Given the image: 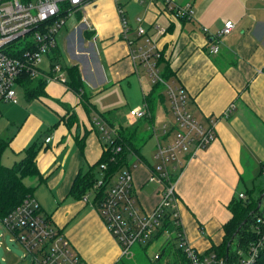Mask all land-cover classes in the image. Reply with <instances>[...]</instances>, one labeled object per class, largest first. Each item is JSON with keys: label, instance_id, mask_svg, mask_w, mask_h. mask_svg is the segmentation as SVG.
Wrapping results in <instances>:
<instances>
[{"label": "crops", "instance_id": "1", "mask_svg": "<svg viewBox=\"0 0 264 264\" xmlns=\"http://www.w3.org/2000/svg\"><path fill=\"white\" fill-rule=\"evenodd\" d=\"M174 1L190 5L192 14H177L164 0H88L60 30L57 45L48 56L55 61L62 59L66 68H79L96 111L91 116L81 96L67 83L47 81L45 90L50 98L46 101L56 119L48 123L45 134L41 132L31 140L42 123L29 117L11 141L16 152H25L34 143L40 145L36 159L41 176H36L39 184L33 197L87 264H123L118 241L90 199L95 191L86 194L87 201L70 194L74 178L97 164L104 151L101 126L116 128L119 134L130 129L136 138H145L150 131L156 137L155 143L165 140L156 131L159 104L150 113L144 100L145 93L164 85L155 82L139 60V47L145 37H139L134 29L139 23L137 17L142 18L141 24L157 44L158 70L168 81L185 87L189 108L199 121L207 123L210 117L216 120L215 140L185 163L175 181L181 226L198 252L216 255L215 247L223 251L224 224L234 215L231 204L235 196L246 191L240 189L245 175L258 169L264 172V0ZM123 18L133 26L126 35L122 31ZM229 19L235 27L214 39ZM213 41L220 46L217 53L209 51ZM125 81L128 90L138 88L143 92L142 103L147 107V116L142 118L126 111L130 128L117 121L114 109L122 101L112 106L102 96L114 87L125 91ZM232 103L234 108L227 113ZM164 108L166 113L171 112L169 107ZM83 136L85 144L80 152L77 137ZM142 156L143 160L136 156L130 168L133 195L142 211L151 213L162 200L163 182L154 177L160 160L155 153L151 158ZM167 239L163 235L154 240L153 252L147 251L148 256L152 258L159 252ZM146 257L135 248L134 256L125 258L124 264L147 262Z\"/></svg>", "mask_w": 264, "mask_h": 264}, {"label": "built area", "instance_id": "2", "mask_svg": "<svg viewBox=\"0 0 264 264\" xmlns=\"http://www.w3.org/2000/svg\"><path fill=\"white\" fill-rule=\"evenodd\" d=\"M87 2L88 0H0V103L18 101L14 85H24L26 76L42 74L46 81L67 82L59 62L51 59V70L45 73L40 67V61L44 54L50 55L55 49L60 30ZM164 2L177 14L190 15L193 12L190 5L181 6L174 0ZM82 19L86 22L85 17ZM137 21L139 23L134 29L139 37H145L139 47V60L154 81L164 85L174 123L170 128L169 122L163 123L165 140L158 141L155 152L160 163L154 177L163 182L162 200L158 206L151 213L142 211L133 195V175L128 168L119 173L99 206L108 230L119 242L122 255L126 257L134 255V245L151 238L162 227L165 236L171 237L175 230L171 232L170 228L165 226V222L168 221L169 215L171 218L179 215L178 197L175 192L177 175L190 158L209 146L217 137L215 118L210 117L207 123L199 121L189 108L188 92L185 87L174 80L168 81L158 70L156 58L160 52L157 44L141 24L142 18L137 17ZM132 27L123 18V34L126 35ZM234 27L233 20H226L214 39L230 32ZM219 50L218 42L210 43L211 53H217ZM233 108L234 103L227 107L226 112H231ZM129 114L135 118H142L147 116V111L145 108L135 107L129 110ZM101 130L106 140L111 143L119 135L116 128L102 125ZM119 150L120 145L116 151ZM105 168L106 165L102 164L101 169ZM103 182L104 178H99L95 187H99ZM239 195L245 197L244 192H240ZM83 200L87 201L88 195H84ZM0 222L19 239L27 253H33L34 261L39 264H87L79 253L71 248L65 234L41 212L40 203L34 197L24 200ZM181 234L183 239L180 240L179 246L184 249L188 264H226L215 254L198 252L187 241L183 229ZM35 250L39 253H35ZM256 252L255 246L252 254L243 261L248 264L252 262Z\"/></svg>", "mask_w": 264, "mask_h": 264}, {"label": "trees", "instance_id": "3", "mask_svg": "<svg viewBox=\"0 0 264 264\" xmlns=\"http://www.w3.org/2000/svg\"><path fill=\"white\" fill-rule=\"evenodd\" d=\"M50 57L54 59L53 56ZM66 69H68L69 74L66 82L67 85L81 96L89 114H92L96 111V108L85 88L79 68L74 65ZM23 83L25 96L28 99L48 95L45 90L47 81L42 74L26 76ZM163 88H153L144 94V100L148 103L147 109L150 113H154L157 104L166 99ZM144 141L145 138H136L133 133H130V129H123L122 133L114 138L112 143L106 140L104 151L97 164L91 165L86 172L79 173L74 178L70 194L76 199H83L84 195L95 191V196L93 198L90 197V199L94 200L95 206L100 211L99 206L106 198L109 188L114 184L115 179H117L115 177L117 172L124 167L130 169L136 156H138V159L143 160L140 147ZM77 143L81 152H83L85 137H77ZM8 144L9 141L0 133V220L17 208L24 200L34 196V189L36 187L27 185L24 182V178L26 176H41L36 159L40 145L34 143L28 146L25 149V155L14 165L8 166L1 161V156ZM119 145L121 146V150L116 151ZM133 152L135 155H132ZM102 164L106 165L104 170L101 169ZM101 177L104 178L103 184L95 187L96 182ZM262 190V188L257 190V196L253 195L254 192L249 190L244 192L245 197H241L239 193L235 196V203L231 204L234 215L224 224V249L223 251H217V248H214L216 257L223 259L226 264H248L243 260L252 254L253 247L255 246L257 247V252L255 258L249 264H264V210L259 206V202L262 199L260 197V194L263 192ZM168 217L165 226L170 228L171 232L172 230L175 231L165 241L160 251L156 253L157 255L155 254L150 258L147 250L154 240L160 236H165L163 227L157 230L151 238L137 243L136 248H139L152 264H161V262H165L166 264H188V258L184 249L179 246L180 240L183 239L180 217L179 215L172 218L169 215ZM48 218L51 220L49 216ZM237 238L238 243H240L235 245L233 241ZM210 253L207 251L204 254ZM121 258L123 259L121 262L123 264L126 263V255H121Z\"/></svg>", "mask_w": 264, "mask_h": 264}, {"label": "rangeland", "instance_id": "4", "mask_svg": "<svg viewBox=\"0 0 264 264\" xmlns=\"http://www.w3.org/2000/svg\"><path fill=\"white\" fill-rule=\"evenodd\" d=\"M53 52V51H52ZM52 52L50 54L52 55ZM58 61L62 66L64 71L63 76L66 80H68V74L66 70V65L61 61ZM41 69L47 73L51 70V60L47 54L42 56L40 61ZM142 74V73H141ZM143 78L148 79L147 75L144 73L142 75ZM59 82V81H57ZM63 83L62 81H60ZM127 82H123V86L125 87V91L122 90L120 87H114L111 89L112 91H107L104 93L105 101L107 104H111L112 106L116 105L119 100L122 101V104L118 107H115V113L117 117V121L120 122L123 127L130 128L131 124L129 123V118L126 116V111H129L131 107L140 106L142 108H147L146 105H143V92L138 89L134 88L128 90L126 88ZM128 86V84H127ZM140 87V84L138 85ZM17 93V97L19 99L18 102H1L0 103V133L1 135L9 141V144L5 148L2 156L1 161L3 164L12 166L14 163L19 161L24 156V151L16 152L11 145V141L13 137H16V134L20 133L23 130L22 124L26 122L29 117H33L36 120H39L42 124L35 130L32 135L31 140H34L39 137L41 132L45 134L46 129L48 128V123L54 121L57 117L56 113L51 109L48 105V101H46V97L50 98L49 95L41 96V98L36 99H27L25 93V87L22 84H15L14 85ZM106 94V95H105ZM95 100V98H93ZM163 104V105H162ZM165 107H169L168 99L164 100L163 103H159V106L156 111V131L158 133L163 134V123L164 119H169L168 128L172 124L173 121V114L171 112L165 111ZM68 109V108H66ZM92 116V114H91ZM119 127L121 125L119 124ZM98 130V128H97ZM99 135L101 132L98 130ZM150 131H147L145 134V142L142 146V153L149 158H151L152 154L155 153L156 147L158 143L156 142V137L150 135ZM42 135L40 136V138ZM101 141L104 143L106 138L104 135L101 134L100 136ZM80 150H78L79 152ZM81 152V151H80ZM150 161V160H149ZM127 168V167H124ZM24 182L36 187L39 184V178L36 176H26L24 178ZM262 188L263 192L260 194L262 197L260 201L261 209L264 210V172H260L258 170H253L252 172H247L244 177V180L241 183L240 189L249 190L254 192L253 195L257 196V190ZM155 243V242H154ZM152 243V244H154ZM235 245L238 243V238L233 241ZM152 244L148 247V253L151 254L153 252ZM136 245L133 246L135 250ZM137 249V248H136ZM35 253H39L38 250H35ZM40 256V255H39ZM134 256V255H133ZM132 257V256H131ZM147 262H141L140 264H152L148 258L146 257ZM139 261V260H138ZM0 264H39L35 262L33 259V253H27L26 249L23 247L19 239L10 231L8 230L1 222H0ZM134 264V262L132 263Z\"/></svg>", "mask_w": 264, "mask_h": 264}, {"label": "water", "instance_id": "5", "mask_svg": "<svg viewBox=\"0 0 264 264\" xmlns=\"http://www.w3.org/2000/svg\"><path fill=\"white\" fill-rule=\"evenodd\" d=\"M261 204H260V202H259V206H260Z\"/></svg>", "mask_w": 264, "mask_h": 264}]
</instances>
